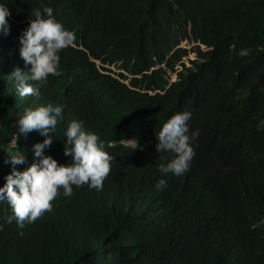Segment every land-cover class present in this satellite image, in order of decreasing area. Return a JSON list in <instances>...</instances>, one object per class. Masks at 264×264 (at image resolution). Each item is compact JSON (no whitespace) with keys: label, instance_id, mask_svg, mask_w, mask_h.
I'll use <instances>...</instances> for the list:
<instances>
[{"label":"trees","instance_id":"1","mask_svg":"<svg viewBox=\"0 0 264 264\" xmlns=\"http://www.w3.org/2000/svg\"><path fill=\"white\" fill-rule=\"evenodd\" d=\"M0 3L11 12L9 35L0 36V186L27 107L64 105L43 150L58 164L71 162L63 143L73 119L113 156L100 190L73 186L22 229L5 223L11 208L0 201V264H264V0ZM42 4L76 39L41 96L19 97L4 75L30 67L17 38ZM185 110L189 133L199 130L195 155L183 175H164L158 166L172 154L156 152L155 134ZM44 138H18L26 162L17 170L39 159L32 145ZM133 138L134 150L121 143ZM161 177L167 187L156 190Z\"/></svg>","mask_w":264,"mask_h":264},{"label":"clouds","instance_id":"2","mask_svg":"<svg viewBox=\"0 0 264 264\" xmlns=\"http://www.w3.org/2000/svg\"><path fill=\"white\" fill-rule=\"evenodd\" d=\"M63 20L61 10L58 9ZM54 9L41 5L33 9L28 25L18 36V54L27 70L14 67L6 78L14 84L15 94L19 97H40L41 88L46 87L49 76H58L60 51L73 44L76 36L54 16ZM11 12L8 5L0 3V36L7 37L10 32L8 17ZM63 104L48 102L24 109L23 114L15 120V131L10 143L16 150L6 154L5 163L11 171L4 177L0 186V201L11 208V215L6 216L5 223L15 221L22 229L25 223H33L45 212L52 210V201L58 196L70 197L73 186H87L100 190L111 170L113 156L104 148V141L84 127L82 120L73 119L64 132V155L71 157L68 165L58 164L51 156H45L43 150L53 142L57 124L63 120ZM192 113L182 111L173 114L163 123L155 134L156 152L172 154L167 163L158 166L164 175L171 173L181 176L189 170L195 155L191 141L199 135V130L189 133L188 121ZM37 131L45 137L42 142L32 145L34 161L24 170H17L16 165L24 164L26 156L17 147L19 137ZM121 143L132 150L138 147L137 140L121 139ZM163 159V157H161ZM156 190L167 187V181L161 177L155 184ZM3 225H0L2 229Z\"/></svg>","mask_w":264,"mask_h":264},{"label":"rangeland","instance_id":"3","mask_svg":"<svg viewBox=\"0 0 264 264\" xmlns=\"http://www.w3.org/2000/svg\"><path fill=\"white\" fill-rule=\"evenodd\" d=\"M188 58H189V59H193V58H194V55H193V54H189ZM188 58H184V61H185L186 64H188V62H187V59H188ZM95 63H96L97 65L100 66V62H99V60H96ZM177 68H179V66H178ZM177 68H176V69H177ZM175 78H176V74H175V73L170 74L169 80H170L171 82L174 81Z\"/></svg>","mask_w":264,"mask_h":264}]
</instances>
